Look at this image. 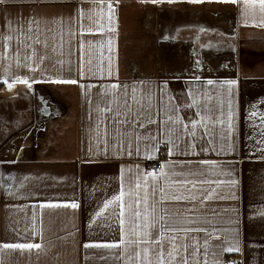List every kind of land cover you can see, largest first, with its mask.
Instances as JSON below:
<instances>
[{
	"label": "crops",
	"instance_id": "0c3cea01",
	"mask_svg": "<svg viewBox=\"0 0 264 264\" xmlns=\"http://www.w3.org/2000/svg\"><path fill=\"white\" fill-rule=\"evenodd\" d=\"M0 6V31L13 37L0 48V121L9 126L3 134L12 126V94H23L20 99L33 96V107L39 102L41 113H51L59 135L75 140L72 155L52 158L6 156L21 150L16 147L20 131L0 146V242L40 243L44 248L38 258L35 250L0 253V264H139L123 246L85 245L127 239L128 205L136 184L147 182L150 193L153 183H167L148 175H159L160 169H151L150 163L161 158L162 147L167 157L161 167L168 166L170 180L176 179L171 172L194 179L187 176L190 170H204V179L221 182L212 185L215 193L228 197L209 202L219 212L213 223L220 230L210 241L215 257L209 261L264 264V28L255 26L258 12L246 25L242 2L0 0ZM33 49L36 54L26 60ZM16 76L28 79L30 86L15 82ZM67 80L77 83L55 82ZM232 80L237 83H226ZM5 81L15 86L9 90ZM49 85L73 89V117L65 108L57 119L58 99L65 96ZM202 106L219 110L212 114L214 120ZM129 109L132 115L141 113L137 122L120 123ZM117 113L122 114L119 120ZM149 117L156 123L149 124ZM27 125L23 140L30 136L35 147L46 133L44 125ZM189 131H195V139ZM177 136L182 138L177 141ZM173 141L180 146L174 148ZM121 192L123 202L116 201ZM108 201L112 203L98 217ZM152 201L149 195L141 208L151 211ZM48 203L78 207H42ZM230 254L239 262H226Z\"/></svg>",
	"mask_w": 264,
	"mask_h": 264
},
{
	"label": "snow or ice",
	"instance_id": "6c2138e0",
	"mask_svg": "<svg viewBox=\"0 0 264 264\" xmlns=\"http://www.w3.org/2000/svg\"><path fill=\"white\" fill-rule=\"evenodd\" d=\"M141 3H162L164 0H140ZM167 2L172 3L175 0H167ZM190 3L200 4L205 2H219V3H231L237 4L242 2L244 5V11L242 13L244 17L245 24L247 25L250 17H255L256 13H259L260 19L255 26L264 28V0H188ZM111 10V3L107 5ZM83 15V13H81ZM35 23V21H32ZM0 48L3 47V41L7 40L12 42L13 37L11 35L5 36L2 31H0ZM37 43H40L37 38ZM29 48L32 46L29 45ZM35 50L33 49L30 55L26 56L25 59H31L34 56ZM43 61L44 57H40ZM18 67H27L25 64H17ZM36 69H33L35 71ZM13 80L18 83H23L29 85V81L26 78H21L19 76L13 77ZM57 83H77L76 80L67 81H55ZM7 87L11 90L15 83H8ZM208 84H213L212 80L207 81ZM230 86L235 85L237 82L226 81ZM30 86V85H29ZM211 99V98H209ZM127 106V101L124 102ZM192 105L189 104L188 107ZM206 111L210 114L209 119L214 120L212 115L214 112L219 111L215 106L206 107ZM107 111L111 112L112 108H107ZM144 109H141L143 112ZM141 113L135 115L131 114V109L128 113L124 115V120L119 121L120 123L127 122L131 124L132 122H137V118ZM121 113H117V118L121 116ZM230 115V114H229ZM255 115V113H253ZM169 121H172V117H168ZM219 123L223 124L224 121L220 120ZM149 124H154L156 121L152 120L150 117L148 119ZM197 121H193L191 124L192 129H195ZM141 128L145 127L143 123H140ZM188 125H183V129H188ZM171 134V133H170ZM189 135L195 139V131H189ZM182 137L177 136V141ZM139 139V137H137ZM154 139V137H151ZM203 139V137H201ZM173 147L178 148L180 145L176 141H173ZM187 147L194 148V144H189ZM206 150V149H203ZM139 151V148H137ZM129 155L132 153L129 152ZM171 154V153H170ZM184 154H188L185 152ZM186 163H191L186 162ZM203 164H210V161H201ZM168 166L165 165L160 168L159 175L156 172L149 173L148 175L154 180L159 181L160 177H164L167 183L157 182L151 185V192L149 193V185L147 182L136 184V196L133 199V203L128 205L130 214V232L126 233L127 239L119 240L116 243H95L87 244L85 247H103V248H122L131 249L129 253V259H136L139 264H216V260L213 259L209 261L208 257H215V246L210 244L212 236L214 233L220 230L216 228L213 223L215 217L219 216L217 209L210 206L211 201L214 199H226L223 195H217L215 189L212 185L221 183L218 181H213L210 179H204L207 176V172L204 170L199 171H189L187 176L194 177V179H188L183 172L175 173L171 172L172 177L176 179H169L170 170L165 169ZM143 180V177L140 178ZM235 184V181H231ZM207 186V187H205ZM176 190L173 191L172 189ZM199 192V196L197 195ZM143 192V195L140 193ZM132 195V193H129ZM151 195L153 197L152 203L149 205L151 211L146 208H141V205L148 204V197ZM125 196L124 192H121L115 197L116 201L123 202ZM231 198H235L234 195ZM168 202H187L190 207L186 208H175L167 207ZM112 201H108L103 205L100 211L97 213L99 217L107 210ZM72 207L77 208L76 203L71 204H58V203H48L42 205V207L57 208V207ZM123 207V203L120 205ZM125 215L121 212V216ZM141 221L142 223H139ZM121 224L124 223L123 220L120 221ZM138 229L140 230L138 232ZM153 232L155 235H153ZM197 234L201 235V239L197 238ZM212 248L213 251H209ZM33 250L37 253V258L39 254L44 251L43 246L40 243L32 242H0V253L8 254L10 252H29ZM220 251H223L221 248ZM227 251H239V248H228Z\"/></svg>",
	"mask_w": 264,
	"mask_h": 264
},
{
	"label": "rangeland",
	"instance_id": "374dc122",
	"mask_svg": "<svg viewBox=\"0 0 264 264\" xmlns=\"http://www.w3.org/2000/svg\"><path fill=\"white\" fill-rule=\"evenodd\" d=\"M118 1H131V0H118ZM49 86L52 89V91H54L55 93L63 95V97L65 96L64 99H58L59 101L58 103L60 104V106L58 107L57 119L62 118L61 111L62 109H65V108H69L70 115L71 117H73L74 109H75V104L73 100V89L69 88V90L67 91L64 88H61L60 85H55V86L49 85ZM63 92H66L67 94H64ZM22 95L23 94L21 95L12 94V97H11V108H13L12 114H11L12 126L10 127V131L7 134L8 135L7 139H10V137H13L19 131L20 133L23 134L22 136L19 137V144L16 146V147L21 146L20 148L21 150L17 152L16 149H13L6 156H11V157H16V158L21 159V158H31V157H35V158L51 157L52 158L56 156L72 155L74 152V145H75L74 137L69 136L66 138L65 137L66 135H62V136L59 135L58 134L59 129L52 128V124L54 121L50 120L51 113H45V114L41 113L40 110L37 109L39 102H38V105H36V108L35 106L33 107V102H34L33 96L30 98L20 99L19 96H22ZM6 107H7V103H6ZM0 108L4 110L3 103L1 101H0ZM34 108L37 114L32 117L31 114L34 112ZM7 114L8 113L6 111L4 114V117H6L5 119H8ZM0 116H2L1 112H0ZM30 123H32V125L34 126L33 128H37L36 126H43L46 123V125H44V128L42 129L46 131V133L45 135H41L38 138L36 142L37 146L35 147H32V145L34 144L30 141V136H28L25 141L23 140V136L27 132H22V131L26 130L27 127H30L29 125H27ZM8 130H9V126H7V122L3 125L2 120H1L0 121V134H3V132L5 131L7 132ZM61 144H68L69 149L64 150V151L60 150L59 147L61 146ZM27 145L30 146V150L25 149ZM160 156H161L160 159L154 160V161H161L162 163V157L164 156H162V154H160ZM0 168H1V162H0ZM151 169L153 168L151 167ZM153 170H158V169H153ZM235 257H236L235 255L230 254L229 256H227L226 262L235 263L237 261L236 263H238L239 261Z\"/></svg>",
	"mask_w": 264,
	"mask_h": 264
},
{
	"label": "built area",
	"instance_id": "2783aa9c",
	"mask_svg": "<svg viewBox=\"0 0 264 264\" xmlns=\"http://www.w3.org/2000/svg\"><path fill=\"white\" fill-rule=\"evenodd\" d=\"M161 154H162V156L167 157V150L165 148H161ZM161 166H162L161 161H153V162H151V167L153 169H159V168H161Z\"/></svg>",
	"mask_w": 264,
	"mask_h": 264
},
{
	"label": "trees",
	"instance_id": "16d2710c",
	"mask_svg": "<svg viewBox=\"0 0 264 264\" xmlns=\"http://www.w3.org/2000/svg\"><path fill=\"white\" fill-rule=\"evenodd\" d=\"M7 134H0V145L7 139Z\"/></svg>",
	"mask_w": 264,
	"mask_h": 264
}]
</instances>
